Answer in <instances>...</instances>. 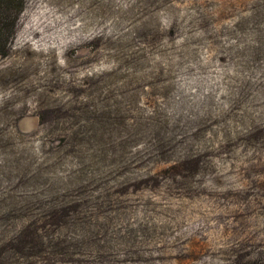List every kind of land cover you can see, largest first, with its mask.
Masks as SVG:
<instances>
[{
  "label": "rangeland",
  "instance_id": "rangeland-1",
  "mask_svg": "<svg viewBox=\"0 0 264 264\" xmlns=\"http://www.w3.org/2000/svg\"><path fill=\"white\" fill-rule=\"evenodd\" d=\"M13 26L0 264H264V0H23Z\"/></svg>",
  "mask_w": 264,
  "mask_h": 264
},
{
  "label": "trees",
  "instance_id": "trees-1",
  "mask_svg": "<svg viewBox=\"0 0 264 264\" xmlns=\"http://www.w3.org/2000/svg\"><path fill=\"white\" fill-rule=\"evenodd\" d=\"M23 5V0H0V55L8 51L13 35V21ZM11 18L13 19L11 23ZM10 20V24H9Z\"/></svg>",
  "mask_w": 264,
  "mask_h": 264
}]
</instances>
